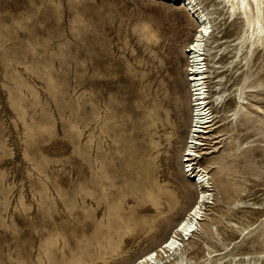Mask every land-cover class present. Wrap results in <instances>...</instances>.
Wrapping results in <instances>:
<instances>
[{
	"label": "rangeland",
	"instance_id": "obj_1",
	"mask_svg": "<svg viewBox=\"0 0 264 264\" xmlns=\"http://www.w3.org/2000/svg\"><path fill=\"white\" fill-rule=\"evenodd\" d=\"M195 1L213 30L206 92L222 103L192 140L191 176L209 188L181 242L192 264H253L264 50L238 53L241 23ZM196 30L172 0H0V264H130L166 239L200 190L183 172Z\"/></svg>",
	"mask_w": 264,
	"mask_h": 264
},
{
	"label": "bare ground",
	"instance_id": "obj_2",
	"mask_svg": "<svg viewBox=\"0 0 264 264\" xmlns=\"http://www.w3.org/2000/svg\"><path fill=\"white\" fill-rule=\"evenodd\" d=\"M172 1L181 4V7L188 12L197 26L196 33L192 41L187 44L188 46L185 50V52H187L188 65L190 66V77H188L187 80L190 92L187 89L188 87H186V89L191 93V98L189 99L191 102V107L189 105L191 112L189 133L187 134V142L185 141L186 152L183 155L185 161L189 164L190 170L186 171L184 168L183 172L190 173L191 176L195 166L192 167L190 162L196 159V155L193 154L191 150L196 148L197 145L193 143V137L198 132L202 133L199 130L205 129L210 122L208 105L212 104L213 106L216 104L217 107H220L222 97L217 95L212 101L206 92L205 86V45L203 40L205 38L209 39L213 31L210 19L204 11L198 8L195 0ZM169 3L172 2L169 1ZM219 4L226 7L228 18L241 23L243 34L238 43V53L244 52L246 54H254L261 49L264 50V0H219ZM203 175L202 171L199 170L191 176L194 185L196 188H200V190L196 193L195 203L185 216L175 224L166 239L158 247L144 253L130 264H192L186 257L184 246L181 241L184 240L186 236L187 244L189 243L190 237H192L193 233L197 230L196 228L197 224H199V220L202 219L203 211L201 212V207L206 202L208 196V190H205V188L208 187V181L205 180ZM246 260L253 264H262L264 261L261 255L256 258L246 257ZM234 263H236V261Z\"/></svg>",
	"mask_w": 264,
	"mask_h": 264
},
{
	"label": "built area",
	"instance_id": "obj_3",
	"mask_svg": "<svg viewBox=\"0 0 264 264\" xmlns=\"http://www.w3.org/2000/svg\"><path fill=\"white\" fill-rule=\"evenodd\" d=\"M185 170L187 171V170H190V169L187 167V168H185ZM188 177H190V176H188Z\"/></svg>",
	"mask_w": 264,
	"mask_h": 264
}]
</instances>
